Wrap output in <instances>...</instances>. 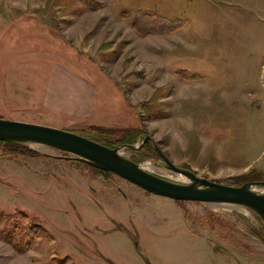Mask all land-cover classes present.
<instances>
[{
  "label": "rangeland",
  "instance_id": "rangeland-1",
  "mask_svg": "<svg viewBox=\"0 0 264 264\" xmlns=\"http://www.w3.org/2000/svg\"><path fill=\"white\" fill-rule=\"evenodd\" d=\"M58 68L96 87L92 115L47 108ZM0 118L114 146L151 135L199 176L264 180V0H0ZM20 143L0 141V264H264L249 207L178 201ZM122 154L191 181L152 142Z\"/></svg>",
  "mask_w": 264,
  "mask_h": 264
},
{
  "label": "water",
  "instance_id": "water-1",
  "mask_svg": "<svg viewBox=\"0 0 264 264\" xmlns=\"http://www.w3.org/2000/svg\"><path fill=\"white\" fill-rule=\"evenodd\" d=\"M0 140L40 143L75 154L79 159L99 169L115 173L144 190L178 201L230 203L249 207L264 220V180L231 185L176 165L162 148L147 135L140 144H123L110 147L83 134L39 123L0 118ZM148 140L156 147L166 164L175 172L190 178L179 183L146 170L138 162L122 154L124 147L141 148Z\"/></svg>",
  "mask_w": 264,
  "mask_h": 264
},
{
  "label": "crops",
  "instance_id": "crops-1",
  "mask_svg": "<svg viewBox=\"0 0 264 264\" xmlns=\"http://www.w3.org/2000/svg\"><path fill=\"white\" fill-rule=\"evenodd\" d=\"M95 86L65 69L52 73L51 90L46 96L47 108L78 116L92 115L95 104ZM44 107L45 97L41 99Z\"/></svg>",
  "mask_w": 264,
  "mask_h": 264
},
{
  "label": "trees",
  "instance_id": "trees-1",
  "mask_svg": "<svg viewBox=\"0 0 264 264\" xmlns=\"http://www.w3.org/2000/svg\"><path fill=\"white\" fill-rule=\"evenodd\" d=\"M146 22H148V23H146ZM149 22H150L149 20H145V21H143V24L148 25ZM99 130H102V129L100 128ZM80 134H83V135H85V136H87L89 138H92V139L96 140V141L102 142V143H104V144H106V145H108L110 147H114V144H112V142L110 140H108V139L96 138V137L91 136V135L86 134V133H80ZM122 137H125V136L123 135ZM122 140H123V142H130V143L136 142V139L135 138H128V139L123 138ZM0 141H2V140H0ZM3 142H5V143H12V144H21L20 142H17V141H3ZM147 144H149V142ZM5 236H6L5 238L7 240H13V236L12 235H10V236L5 235ZM31 243L32 242H30V241L29 242L19 241L16 244V248H17L18 251L23 252V251H26L27 249H29L31 247Z\"/></svg>",
  "mask_w": 264,
  "mask_h": 264
},
{
  "label": "flooded vegetation",
  "instance_id": "flooded-vegetation-1",
  "mask_svg": "<svg viewBox=\"0 0 264 264\" xmlns=\"http://www.w3.org/2000/svg\"><path fill=\"white\" fill-rule=\"evenodd\" d=\"M147 142H151L150 140H148ZM147 142L145 144H147Z\"/></svg>",
  "mask_w": 264,
  "mask_h": 264
}]
</instances>
